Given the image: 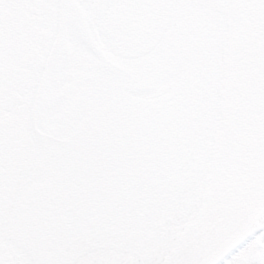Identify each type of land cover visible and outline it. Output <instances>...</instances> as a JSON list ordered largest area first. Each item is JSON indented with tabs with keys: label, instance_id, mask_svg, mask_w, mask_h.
<instances>
[{
	"label": "water",
	"instance_id": "water-1",
	"mask_svg": "<svg viewBox=\"0 0 264 264\" xmlns=\"http://www.w3.org/2000/svg\"><path fill=\"white\" fill-rule=\"evenodd\" d=\"M264 215V0H0V264H221Z\"/></svg>",
	"mask_w": 264,
	"mask_h": 264
},
{
	"label": "rangeland",
	"instance_id": "rangeland-1",
	"mask_svg": "<svg viewBox=\"0 0 264 264\" xmlns=\"http://www.w3.org/2000/svg\"><path fill=\"white\" fill-rule=\"evenodd\" d=\"M262 218L263 216L256 222L258 226L255 236L222 264H264V219Z\"/></svg>",
	"mask_w": 264,
	"mask_h": 264
},
{
	"label": "flooded vegetation",
	"instance_id": "flooded-vegetation-1",
	"mask_svg": "<svg viewBox=\"0 0 264 264\" xmlns=\"http://www.w3.org/2000/svg\"><path fill=\"white\" fill-rule=\"evenodd\" d=\"M262 219H264V215H263V218ZM259 220H261V219H259ZM257 223L252 227V229H251V233H250V239H251V237H253V236H255L254 235V233H255V231L257 230Z\"/></svg>",
	"mask_w": 264,
	"mask_h": 264
}]
</instances>
